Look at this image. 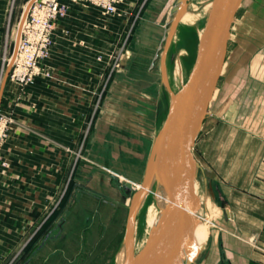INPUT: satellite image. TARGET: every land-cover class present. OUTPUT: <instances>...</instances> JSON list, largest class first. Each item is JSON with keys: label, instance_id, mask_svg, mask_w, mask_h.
Wrapping results in <instances>:
<instances>
[{"label": "rangeland", "instance_id": "obj_1", "mask_svg": "<svg viewBox=\"0 0 264 264\" xmlns=\"http://www.w3.org/2000/svg\"><path fill=\"white\" fill-rule=\"evenodd\" d=\"M212 1L161 0L157 5L158 17L142 20L140 11L130 20L128 38L120 54L114 57L108 75L124 82L129 94H134L128 99L115 100L118 116L122 121L126 116L127 121V128L117 133L135 140L130 158L124 159L126 166H130L127 172L131 178L100 162L96 167L98 176L94 178L88 173L87 187L80 195L72 193L70 180L42 216L40 225L24 238L7 264H116L134 200L133 255L155 235L163 221L164 204L162 182L155 176L156 172L152 171L146 179L153 146L172 94L187 79ZM141 28L156 44L148 62L133 52ZM257 59H264V0H243L231 28L223 74L193 149L198 164L194 188L201 196V207H210L200 209L205 246L184 264H237L245 260H250L249 264H261L250 253L256 252L258 221L253 217L254 205H249L245 196L254 187L260 149L256 146V132L245 128L246 116L255 113L246 98L248 75V93L260 89L253 77ZM251 64L252 76L248 70ZM260 65L259 70L264 68L262 62ZM103 103V98L96 101L95 114ZM128 181L130 188L126 186ZM145 181L147 186L153 183L138 204ZM218 203L224 204L233 217L226 218L221 212L216 218Z\"/></svg>", "mask_w": 264, "mask_h": 264}, {"label": "crops", "instance_id": "obj_2", "mask_svg": "<svg viewBox=\"0 0 264 264\" xmlns=\"http://www.w3.org/2000/svg\"><path fill=\"white\" fill-rule=\"evenodd\" d=\"M29 1L0 0V114L9 118L0 163V264H7L24 238L40 225L42 216L70 180L72 193L80 195L87 187L88 173L94 178L98 176L96 167L100 162L131 178L127 172L130 166H126L124 159L130 158L135 140L117 133L127 128V121L126 116L123 121L118 116L115 100L134 94H129L124 82L108 74L128 38L130 20L140 11L142 20L158 17L157 5L161 0H151L148 6V0H122L117 14L111 17L92 6L72 5L65 17L55 21L49 56L42 63L47 76L22 88L9 79V73L5 81L4 78L16 51L19 25ZM140 31L133 52L148 62L156 44L144 28ZM137 47L139 51H135ZM257 61L248 70L252 76L255 68L253 77L260 89L248 93V75L246 98L255 113L246 116L245 128L256 132V146L260 149L254 187L245 196L248 204L254 205L253 217L258 221L256 252L250 253L255 261L264 264V68L259 70L264 59ZM224 68L225 65L222 74ZM101 98L103 107L95 114L94 104ZM131 171H135L134 167ZM194 193L200 201L196 188ZM200 209L198 215L202 217ZM215 211L216 218L223 213L221 208Z\"/></svg>", "mask_w": 264, "mask_h": 264}, {"label": "water", "instance_id": "obj_3", "mask_svg": "<svg viewBox=\"0 0 264 264\" xmlns=\"http://www.w3.org/2000/svg\"><path fill=\"white\" fill-rule=\"evenodd\" d=\"M35 1L30 0L26 6L18 29V39L21 24ZM242 2L243 0H213L202 35L197 41L195 58L187 79L172 94L165 120L153 146V155L157 160L161 138L166 134L164 179L169 190L168 206L155 235L128 264H183L186 256L198 253L192 241L195 218L201 206L194 193L198 164L193 149L217 89L226 62L231 28ZM14 56L15 52L4 81ZM155 169L154 164L150 176L152 171L156 172ZM145 183L141 188L147 187V182ZM126 186L130 188L131 182L128 181ZM217 206L223 210L226 218L233 217L224 210V204L218 203ZM132 213L133 205L127 225Z\"/></svg>", "mask_w": 264, "mask_h": 264}, {"label": "built area", "instance_id": "obj_4", "mask_svg": "<svg viewBox=\"0 0 264 264\" xmlns=\"http://www.w3.org/2000/svg\"><path fill=\"white\" fill-rule=\"evenodd\" d=\"M122 0H36L29 7L20 27L15 56L9 79L22 88L41 76H47L42 63L49 56L55 21L67 15L72 5L95 7L107 16L117 14ZM11 61V60H10ZM9 118L0 114V163L1 150L7 139Z\"/></svg>", "mask_w": 264, "mask_h": 264}, {"label": "bare ground", "instance_id": "obj_5", "mask_svg": "<svg viewBox=\"0 0 264 264\" xmlns=\"http://www.w3.org/2000/svg\"><path fill=\"white\" fill-rule=\"evenodd\" d=\"M212 3H213V1H212ZM209 13H210V11H209ZM208 16H209V14H208ZM201 35H202V33L200 34V37H201ZM200 37H199V39H200ZM170 101H171V99H170ZM166 148H167V139H166V134H165L161 138V141H160V147H159L160 150H159V153H157L158 154L157 160L155 159V155H153V159L149 163V169H148L147 176H146V179H148L150 176V172H151V170L155 164V168H156L155 169L156 170L155 176L160 180V182H162V184H161V189H162L161 196H162V200H163V204H164L163 212H162V220L164 218L166 207L168 206V198H169V190H168L166 181L164 179V161H165L164 159H165ZM153 181H154V179H153ZM153 181L150 183V185L153 183ZM150 185H148L146 188L142 187L140 189V196L138 197L139 198L138 204H139V202L141 203V201H143V199L146 196V194L148 193V191H150ZM132 205H133V209H135V206H136L135 201L133 202ZM202 219L203 218L199 215H197V217L195 218V226H194L193 235H192L193 244L195 245V247L198 250L202 249L204 246V243H205V238H204L205 233H204L203 225L199 222ZM134 226H135V220H134V215L132 214L130 216V219H129V222H128V225H127V228L125 231L123 244H122L121 248L119 249L117 256H116V264H128V262L134 257L133 252H132V247H131L133 244V239H134ZM194 256L195 255L186 256L185 259L183 260V264L186 260L192 259Z\"/></svg>", "mask_w": 264, "mask_h": 264}]
</instances>
